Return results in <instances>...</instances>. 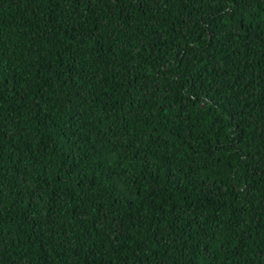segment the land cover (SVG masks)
<instances>
[{
	"label": "trees",
	"instance_id": "obj_1",
	"mask_svg": "<svg viewBox=\"0 0 264 264\" xmlns=\"http://www.w3.org/2000/svg\"><path fill=\"white\" fill-rule=\"evenodd\" d=\"M0 264H264V0H0Z\"/></svg>",
	"mask_w": 264,
	"mask_h": 264
},
{
	"label": "snow or ice",
	"instance_id": "obj_2",
	"mask_svg": "<svg viewBox=\"0 0 264 264\" xmlns=\"http://www.w3.org/2000/svg\"><path fill=\"white\" fill-rule=\"evenodd\" d=\"M251 2H252V0H233V4L236 7H239L241 3L250 5ZM225 14H227V13H225Z\"/></svg>",
	"mask_w": 264,
	"mask_h": 264
}]
</instances>
